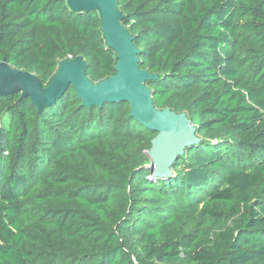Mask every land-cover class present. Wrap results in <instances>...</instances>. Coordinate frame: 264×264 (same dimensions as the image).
<instances>
[{
    "label": "trees",
    "instance_id": "16d2710c",
    "mask_svg": "<svg viewBox=\"0 0 264 264\" xmlns=\"http://www.w3.org/2000/svg\"><path fill=\"white\" fill-rule=\"evenodd\" d=\"M116 3L154 106L185 111L200 141L154 178L155 133L126 102L0 96V264H62L27 246L31 207L72 246L66 264H264V0ZM78 55L93 82L115 72L98 12L0 0V60L46 85Z\"/></svg>",
    "mask_w": 264,
    "mask_h": 264
},
{
    "label": "water",
    "instance_id": "95a60500",
    "mask_svg": "<svg viewBox=\"0 0 264 264\" xmlns=\"http://www.w3.org/2000/svg\"><path fill=\"white\" fill-rule=\"evenodd\" d=\"M66 1L74 12H98L105 44L115 52V72L93 82L86 76V62L78 55L59 60L54 74L44 85L35 74L11 66L4 57L0 60V96L18 94L20 98H29L37 112L53 104L68 88L74 89L80 105L87 109L126 102L129 116L155 133L147 150L151 175L172 176L177 158L200 141L195 125L185 111L154 106L148 84L158 76L140 67L139 49L122 23L124 14L116 0Z\"/></svg>",
    "mask_w": 264,
    "mask_h": 264
},
{
    "label": "rangeland",
    "instance_id": "374dc122",
    "mask_svg": "<svg viewBox=\"0 0 264 264\" xmlns=\"http://www.w3.org/2000/svg\"><path fill=\"white\" fill-rule=\"evenodd\" d=\"M142 151L148 156L147 150L143 149ZM36 216V209L31 207L25 216L21 218V229L27 246H29L33 255L42 262L52 259L66 264L68 262L67 252L70 253L72 246L69 242L60 239L58 233L53 229L39 225Z\"/></svg>",
    "mask_w": 264,
    "mask_h": 264
}]
</instances>
